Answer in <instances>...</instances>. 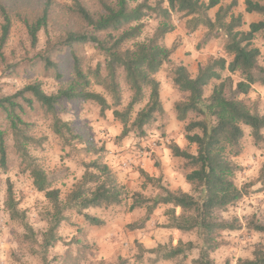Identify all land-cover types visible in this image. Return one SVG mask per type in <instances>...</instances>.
Returning a JSON list of instances; mask_svg holds the SVG:
<instances>
[{
	"label": "trees",
	"instance_id": "obj_1",
	"mask_svg": "<svg viewBox=\"0 0 264 264\" xmlns=\"http://www.w3.org/2000/svg\"><path fill=\"white\" fill-rule=\"evenodd\" d=\"M70 1L72 4L66 7L67 11L86 28L78 32L69 31L56 41L49 38L46 49L36 56V62L54 71L61 83L60 88L48 94L43 85L35 81L12 95L0 97V116L3 119V124L0 122V167L8 169V140L11 138L13 148L30 173L35 189L45 193L53 206L55 225L44 234L41 244L43 252L48 253L57 244V228L67 221L65 211L69 205L75 207L90 226L104 227V220L87 212L121 205L127 197L125 188L117 182L114 172L103 161L104 147L97 148L92 140L77 132L73 122L64 121L61 117L66 111V104L91 102L99 106L101 115H104L111 106L102 93L91 89L98 86L113 100V115L123 126L121 138L128 137L132 132L144 136L146 127L164 113L161 85L156 75L171 62L178 49L177 45L171 48L162 45V41L176 30L174 19L177 17L186 20V28L191 33L201 27L206 28L209 33L205 42L210 37H220L223 51L231 58L230 61L224 57L210 58L198 68L195 76L183 63L174 65L169 72L173 87L187 94V101L175 106L178 121L186 122L191 114H196L199 119L185 127L186 140L197 146L196 154L184 151L174 142L167 147L174 157L184 159L187 166L192 168L186 180L195 185V191L200 193L201 198L163 187V194L158 199L134 193L131 209L146 208V214L141 221L130 224L129 229L131 232L143 230L161 205L170 206L165 213L169 223L164 227L181 233L196 232L201 240L200 248L192 241L182 240L176 246L159 245L151 250H144L139 245V249L145 252L142 257L149 254V261L158 264L185 258L199 249V256L192 260V264H217L212 255L222 247L218 241L219 233L240 229L234 222L221 220L219 213L226 212L250 194L248 188L236 185L234 177L239 168L230 157H238L243 152L244 127L251 129L256 143L264 141V116L244 101L228 96L227 89L233 86V80L230 77L224 79L222 73L240 74L242 79L236 85V94H247L256 82L264 85L263 68H258L263 76H254L261 54L254 41L259 34L264 37V19L250 24L249 31H242L244 18L234 13L237 0H232L227 6L223 5L226 0H160L155 6L147 0L141 3L137 0H96V11L87 8L81 0ZM37 3L40 7L38 12L32 9L29 0H0V59L12 33L14 17L27 29L33 47L38 44L39 34L47 31L50 22L55 21L57 1L37 0ZM245 6L246 13L264 17L262 0H246ZM216 8L218 11L212 18L210 12ZM147 17L157 20L158 27L151 39L138 42ZM77 45H88L95 49L100 57L95 67L83 63L77 55ZM64 51H69L73 59L69 74L61 63L52 60V57ZM215 81L219 83L206 98L207 87ZM122 82L127 85L132 97L127 107L120 111L118 108L123 104ZM145 101V106L137 111V107ZM41 118L49 121L50 129L61 140L63 149L85 145L83 151L96 157L83 162V178L67 196L66 204L61 200V191L54 187L64 171L48 174L33 155V151L42 148L47 141V137L36 134ZM141 173L148 183L155 181L144 171ZM260 179L264 188V168ZM6 206L11 219L21 223L25 229L26 239L35 241L34 229L27 222L26 215L18 209L10 182ZM177 209L181 210L179 215ZM250 228L264 234L262 225L254 224ZM118 264L128 262L121 260ZM236 264H264V248L258 246L252 259H239Z\"/></svg>",
	"mask_w": 264,
	"mask_h": 264
},
{
	"label": "rangeland",
	"instance_id": "obj_2",
	"mask_svg": "<svg viewBox=\"0 0 264 264\" xmlns=\"http://www.w3.org/2000/svg\"><path fill=\"white\" fill-rule=\"evenodd\" d=\"M54 10L55 21L50 22L47 31L39 34L38 44L33 47L27 29L17 17H14L12 33L6 45L3 58L0 59V97L9 96L26 86L28 83L38 81L44 90L51 94L56 92L61 83L56 79L51 69H46L41 62H36V56L47 47V41L51 38L56 41L69 31H81L86 27L76 16L70 14L66 7L72 3L70 0H56ZM89 9L96 11V0H81ZM145 0H137L141 3ZM155 6L160 0H147ZM207 2L208 0H202ZM232 0H226L227 6ZM246 0H237L238 6L234 9L236 15H242L244 26L242 31H249L252 23L259 22L264 17L258 14H248L245 9ZM264 2V0H262ZM32 9L39 11L37 0H29ZM30 9V10H32ZM29 11V10H28ZM218 8L210 12L215 17ZM1 22V18H0ZM145 28L138 42H146L151 39L158 27V21L153 17L144 20ZM176 30L169 34L162 45L171 48L177 45V51L172 56L171 62L156 75L161 85V101L164 108L163 116H157L156 120L145 129V135L132 132L122 139V124L115 119L113 100L110 95L98 86L91 89L102 93L111 106L101 115L99 106L94 103L76 104L67 103L66 111L61 114L64 121L73 122L78 133L83 134L87 140H92L97 148L104 147L103 161L114 172L117 182L125 188L126 199L121 205L102 209H91L87 213L105 221L104 227L90 226L86 219L78 214L75 207L69 205L65 211L68 218L66 222L57 228V244L50 248L48 253L43 252L41 244L44 234L55 225L53 220V206L46 198L45 193L38 192L33 184L30 173L25 169L17 156L11 138L8 140L9 163L8 169L0 167V264H118L126 260L128 264H152L150 255L144 250L157 248L159 245L176 246L179 240L194 242L198 248L201 240L196 232L177 233L176 230H168L164 226L169 223L165 216L169 207L161 205L152 215L151 221L141 231L131 232L129 225L141 221L146 208L131 209L132 195L142 193L145 198L158 199L163 194V188L172 192L183 191L201 198L196 193L195 185L186 180L187 174L192 168L187 166L184 159L174 157L167 147L174 142L184 151L191 154L197 153V146L189 144L186 140L185 127L191 121L199 119L196 114H191L184 123L178 121L176 104L187 101V94L176 90L169 78V72L174 65L183 63L193 76L201 65H205L210 58H231L223 51V40L213 36L205 42L209 31L201 27L191 33L186 28V20L174 19ZM254 46L261 52L258 58V67L254 76H263L258 68L264 69V37L256 36ZM77 55L85 65L96 66L100 60L95 49L88 45H77ZM52 60L61 63L62 67L72 72L73 59L69 51H64ZM223 78L230 77L233 86L228 87L229 97H236L244 101L248 106L256 109L264 116V85L256 82L247 94H236V85L241 81L239 73H222ZM70 75L67 77L69 78ZM219 82H213L207 87L205 97H210L212 90ZM123 104L118 110L123 111L131 100L132 93L127 85L122 82ZM236 94V95H235ZM146 101L137 107L142 109ZM0 122L3 119L0 116ZM245 138L242 141L243 152L238 157H230V160L238 166L234 181L239 188H248L250 194L245 196L238 204L228 208L226 212H220L219 217L226 222H234L239 230L234 232H220L218 241L222 247L212 257L217 264H236L239 259H252L253 252L258 246L264 248V234L257 233L250 227L264 226V188L260 181L261 171L264 168V141L256 143L251 135V129L244 127ZM38 136L47 137L43 147L33 151V155L48 174L64 171L62 178L55 181L54 187L61 191V200L66 204L67 196L82 180L85 173L83 162H89L96 157L84 152L85 145H77L74 149H63L61 140L51 131L50 123L40 119ZM264 136V131H263ZM141 171L154 178V182L148 183ZM157 180V181H156ZM159 180V181H158ZM9 182L13 186L15 200L18 209L26 215L27 222L35 232V241L26 239V232L21 223L13 221L7 210V191ZM181 210L177 209V215ZM200 250H194L187 257L175 261L158 264H192V260L199 256Z\"/></svg>",
	"mask_w": 264,
	"mask_h": 264
},
{
	"label": "crops",
	"instance_id": "obj_3",
	"mask_svg": "<svg viewBox=\"0 0 264 264\" xmlns=\"http://www.w3.org/2000/svg\"><path fill=\"white\" fill-rule=\"evenodd\" d=\"M166 207H169V208H170V206H166ZM179 210H180V209H179ZM176 232H177V233H179V231H178V230H176Z\"/></svg>",
	"mask_w": 264,
	"mask_h": 264
}]
</instances>
